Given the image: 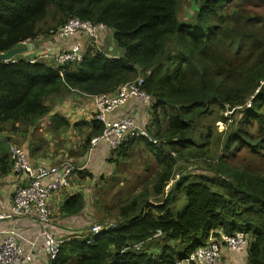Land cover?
<instances>
[{"label":"trees","instance_id":"obj_1","mask_svg":"<svg viewBox=\"0 0 264 264\" xmlns=\"http://www.w3.org/2000/svg\"><path fill=\"white\" fill-rule=\"evenodd\" d=\"M182 1L189 0H0V53L51 35L73 17L105 24L122 51L87 47L80 62L58 67L24 57L0 61V132L36 125L50 113L51 97L113 92L137 76L155 99L148 131L158 144L133 137L114 159L140 142L151 149L161 167L150 191L121 206L108 229L63 241L51 264H175L217 230L245 232L246 264H264V173L248 161L237 164L241 153L243 160L264 156V0H194L192 14L180 19ZM51 118L54 132L79 129V122ZM216 121L225 129L217 131ZM89 127L85 149L103 129L96 120ZM183 157L214 163L204 173L180 176L164 196ZM9 167L1 152L0 174ZM149 193L159 204L141 209L140 198ZM86 205L82 194L70 195L60 214L77 216ZM157 234L160 254L141 250ZM172 241L181 245L175 253Z\"/></svg>","mask_w":264,"mask_h":264},{"label":"built area","instance_id":"obj_2","mask_svg":"<svg viewBox=\"0 0 264 264\" xmlns=\"http://www.w3.org/2000/svg\"><path fill=\"white\" fill-rule=\"evenodd\" d=\"M107 30L103 23H92L73 17L51 34L57 39L73 38L66 48L55 53L41 50L35 56L24 58L30 64L51 62L58 67L66 63L80 62L87 47L107 53L97 47ZM78 36H82V41ZM28 42L32 41H26L23 45ZM107 55L112 57L110 54ZM17 59L13 57L1 62H15ZM260 84L263 85L264 80ZM143 85V77L138 76L119 85L113 92L80 95L91 102L89 122L96 120L103 125L101 133L90 138L85 149L86 158L81 164H75L67 156L59 158L54 164L32 163L23 147L12 142L7 143L9 172L17 180L11 189V204L7 209L0 210V264H51L58 254L61 243L75 238V233L71 234L75 232L71 222L73 216H68L70 218L64 223L72 227L68 228V233L62 235L58 232V226L52 220L51 197L74 182V179L70 181L72 175L77 178L80 172L94 174L96 181L94 169H102L104 173L108 159L113 162L119 148L133 137L142 136L152 144H158L159 139L150 138L148 135L149 113L155 99L146 92ZM129 102H133L134 112L128 114L124 108ZM141 111L147 112L145 119L142 118ZM49 126L50 122L47 121L44 128ZM96 152L103 153L100 161L94 159ZM176 178L175 174L166 184L165 190ZM83 212L87 210L81 213ZM22 219L30 220V225L23 233L16 223ZM78 223L80 226L76 228L80 231L78 235L98 234L114 224L107 222L100 226L97 223L89 224L84 219ZM59 228L64 230L62 227ZM248 241V235L241 230L235 231L232 235L217 230L216 234L209 236L205 246L194 248L188 256L177 260L175 264H219L224 249L246 257Z\"/></svg>","mask_w":264,"mask_h":264},{"label":"rangeland","instance_id":"obj_3","mask_svg":"<svg viewBox=\"0 0 264 264\" xmlns=\"http://www.w3.org/2000/svg\"><path fill=\"white\" fill-rule=\"evenodd\" d=\"M196 4L197 3L194 0L182 1L178 10L179 18L187 19L188 15L192 14L193 8ZM255 10L256 9H254L252 12H255ZM110 33L111 31L109 29L105 32L107 36L109 34V38ZM108 41H110V39ZM108 41L103 43L104 46H106V43ZM21 46H23V44L18 45L17 47ZM101 48L106 51L105 47ZM116 51V54L121 53L120 50ZM24 53H21L15 57L23 58L26 54ZM45 63H50L48 65L54 66L51 62ZM67 96H69V93H65L58 97H51L46 101V103L49 108H54L57 106V104H60L62 102L63 98ZM239 117L240 116H237V118ZM163 124H165V121L163 122ZM214 125L217 131L225 129V125L221 122L216 121ZM148 135L150 138H154L153 132L150 130L148 132ZM165 150L168 151L167 148H165ZM175 155L176 153H174L173 156ZM244 156L245 154L243 153L238 156V158H240L237 160L238 165L242 163L246 164V162L248 161V163L255 171H261L264 173V156L251 158L250 160H243L242 158ZM204 159V157H190L188 159L184 157L179 158L175 168V174L177 175V178L170 183V186L168 188H166L164 196H166L171 185H173V183L178 180L180 176L189 173H204L207 169H210L213 165L212 163L214 162ZM160 167L161 166H159V164L155 160V155L152 150L149 149L146 145L144 146L143 142H140L139 144H136L129 150H127L126 155L119 158L118 162L114 160L112 162L111 159H108L106 168L104 169V173H102V169H94V171L96 172V181L93 180L95 179L94 174L84 173L82 175L88 176L83 179L79 177L76 178L74 177L75 175H72L70 181L74 179V182L80 186V194L86 197V207H88L87 212H83L78 216L83 218L84 221L89 224H96L99 221H116L118 219V211L121 206H125L130 203L134 198L138 197L140 193L144 191H150L151 185L156 179V172L160 169ZM100 173H102V175H100ZM140 199L142 202L141 209H144L146 203L159 204L152 197L151 193ZM185 206H187V203ZM97 224H100V226L103 225L102 223ZM163 245L164 242L159 238V234H157L154 240L144 243V248H142L141 250L146 249L149 255L157 256L160 254V247H162ZM169 245H171V247L173 248L172 251L174 253L175 250H179L181 248V245L178 241H172L171 244L169 243ZM140 247L142 246L140 245ZM140 247H138L137 250H139ZM220 259V262H218L219 264H246V257L240 254L236 255L233 252L230 253L226 249L223 250Z\"/></svg>","mask_w":264,"mask_h":264},{"label":"crops","instance_id":"obj_4","mask_svg":"<svg viewBox=\"0 0 264 264\" xmlns=\"http://www.w3.org/2000/svg\"><path fill=\"white\" fill-rule=\"evenodd\" d=\"M82 41V36H78ZM110 39V41H108ZM74 39H57L54 35L40 36L32 40L34 48L24 55L26 56H35L40 53L41 50H49L50 53L58 52L67 47V45L72 42ZM104 46V42H106ZM97 47H105L107 51L111 52L114 55L116 50H120L114 46V41L112 38V33L108 36L103 35L97 45ZM102 49V48H101ZM121 51V50H120ZM122 52V51H121ZM119 53V52H118ZM111 54V55H112ZM50 64V63H47ZM91 110V102L89 99L84 98L76 93H69V96L62 99L60 104H57L56 107H52L48 115L38 120V123L34 126H28L22 128L19 132H0V150L2 153L8 155L7 143L12 142L14 144L20 145L23 147L32 163H44V164H54L58 161L59 158L67 156L75 164H81L86 158L84 141L85 134L90 131V122H89V111ZM127 113L134 112L133 102H129V105L124 108ZM122 114V112L119 110ZM142 112V118L145 119L147 112ZM53 114H57L70 125L76 122H84L85 125H79V129L72 126L67 128H60L57 131H53L52 128V118ZM49 121L50 126L44 128L45 123ZM81 126V127H80ZM81 129V130H80ZM102 152H96L94 154L95 161H100ZM17 178H15L8 170L5 173L0 174V210H5L11 204V189L16 184ZM95 181V179H93ZM80 186L75 182H71L65 189L55 193L50 199V206L53 210V222L58 226V232L62 235L68 233V228L71 229V226H66L64 223L70 218L63 217L60 214L59 207L61 206L64 200L73 194L81 193L79 189ZM85 198V197H84ZM86 199V198H85ZM80 216L71 217V222L74 226V231L71 234L75 233V237L81 238L80 231L76 228L80 227L78 221L82 220ZM18 227L21 229V232H25L27 227L30 225L29 219H22L16 221ZM59 227H62L64 230H60ZM76 229V230H75Z\"/></svg>","mask_w":264,"mask_h":264},{"label":"water","instance_id":"obj_5","mask_svg":"<svg viewBox=\"0 0 264 264\" xmlns=\"http://www.w3.org/2000/svg\"><path fill=\"white\" fill-rule=\"evenodd\" d=\"M34 48V44L32 42L25 43L21 47H15L6 52L0 53V61L9 60L21 53L28 52Z\"/></svg>","mask_w":264,"mask_h":264}]
</instances>
